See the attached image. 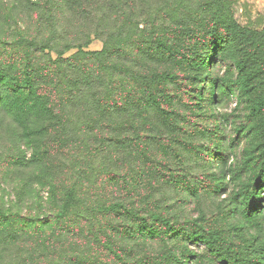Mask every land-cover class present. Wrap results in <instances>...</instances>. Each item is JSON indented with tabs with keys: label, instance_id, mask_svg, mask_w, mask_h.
<instances>
[{
	"label": "rangeland",
	"instance_id": "374dc122",
	"mask_svg": "<svg viewBox=\"0 0 264 264\" xmlns=\"http://www.w3.org/2000/svg\"><path fill=\"white\" fill-rule=\"evenodd\" d=\"M50 3L0 0V42L14 40L16 27L32 36L37 15ZM137 3L136 21L148 26L145 42L150 44L153 21L156 39L169 40L177 61L158 68L176 74L178 82L159 85L162 113L146 111L162 131L155 142L141 127L138 148L128 141L91 159L92 182L105 189L114 170L120 178L116 198L148 206L138 217L147 219L152 236L140 237L136 219L122 227L121 219L113 221L124 232L114 235L125 250L122 264H264V0ZM84 20L60 22L63 37L83 43L89 36L83 50L100 52L104 35L94 37ZM20 108L12 103L0 111V213L9 218L0 222V264H47L53 247L85 250L78 209L56 223L51 217L59 213L57 198L77 180V148L95 132L76 116L6 115ZM122 122L127 126L107 132L134 139L136 124ZM111 191L99 189L98 202L113 199ZM154 212L165 222L150 220ZM190 232L204 235L208 244L191 241ZM102 263L115 264L104 257Z\"/></svg>",
	"mask_w": 264,
	"mask_h": 264
},
{
	"label": "trees",
	"instance_id": "16d2710c",
	"mask_svg": "<svg viewBox=\"0 0 264 264\" xmlns=\"http://www.w3.org/2000/svg\"><path fill=\"white\" fill-rule=\"evenodd\" d=\"M138 1L142 0H51L48 7H43L44 13L38 12L37 26L32 36L25 32L27 30L16 27V31L10 34L15 36L14 40L0 42V111L12 103H19V113L13 112L15 109H8L6 115L36 118L54 114L76 116L82 127L88 124L95 132L92 141L77 148L80 154L78 162L75 161L77 180L62 198H57L59 213L51 217L52 223H56L67 217L73 209H78L85 250L72 253L67 246L65 251L58 252L53 247L47 253V264H103V257L112 263L122 264L125 250L114 235L123 231H119L114 220L121 219L119 225L122 227L125 222L134 223L136 219L140 221L138 227L141 238L154 235L147 227V219L138 217L148 211L145 203L137 208L127 206L125 201L116 198L120 197V178L114 170L109 172L105 189H112V195L115 192L116 196L107 202H98L96 195L100 194L99 189H105L91 180L96 172L91 159L96 152H105L111 145L125 147L128 141H134L138 148L141 127L154 134L153 142L159 138V133L162 134L159 124L150 120L146 111L162 113L159 85L178 82L176 74L158 68L159 65L175 63L177 57L171 50L169 40L167 45L162 38L156 39L154 21L147 36L150 44L145 42L148 26L145 30L142 23L136 21L141 16L140 12H134ZM155 1L150 0L152 5H155ZM68 18L76 19L77 23L85 19L84 26L94 27V37L100 31L104 35L102 50H83L91 43L89 36L83 43L64 38L65 27L60 22H66ZM230 18L236 22L233 11ZM113 32L115 35H112ZM72 49L76 53L64 57ZM52 54L55 58H52ZM112 116H117L116 122L111 120ZM127 119L136 124L131 131L135 135L134 139L129 140L125 132H107L118 130L120 125L127 126L126 122H122ZM113 122L116 124L110 128ZM105 132L106 136H102ZM101 175L96 173V178ZM50 191L48 199L51 197ZM144 201L142 199L138 205ZM0 216V222H9L7 216L1 213ZM149 216L153 222H165L158 213ZM187 237L205 246L208 244L204 235L190 232ZM57 241L54 238L55 244L51 246L56 245Z\"/></svg>",
	"mask_w": 264,
	"mask_h": 264
}]
</instances>
